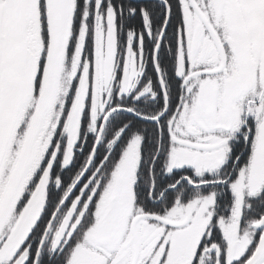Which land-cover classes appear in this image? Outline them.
Wrapping results in <instances>:
<instances>
[{
	"label": "snow or ice",
	"instance_id": "6c2138e0",
	"mask_svg": "<svg viewBox=\"0 0 264 264\" xmlns=\"http://www.w3.org/2000/svg\"><path fill=\"white\" fill-rule=\"evenodd\" d=\"M0 264H264V0H0Z\"/></svg>",
	"mask_w": 264,
	"mask_h": 264
}]
</instances>
